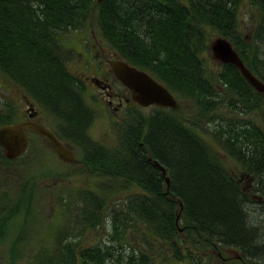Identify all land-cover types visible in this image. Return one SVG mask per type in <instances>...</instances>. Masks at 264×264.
I'll use <instances>...</instances> for the list:
<instances>
[{
	"label": "trees",
	"instance_id": "obj_1",
	"mask_svg": "<svg viewBox=\"0 0 264 264\" xmlns=\"http://www.w3.org/2000/svg\"><path fill=\"white\" fill-rule=\"evenodd\" d=\"M244 2L260 10L253 39L239 27ZM92 18L117 57L149 71L173 94L194 98L203 110H228L211 116L226 120L211 130L225 152L178 114L179 105L155 106L148 114L131 110L117 146L92 137L94 111L67 65L73 51L60 39V31ZM214 31L228 37L264 81V0H0V70L65 123L64 137L81 146L91 170L119 182L117 189L142 188L112 210L116 236L133 226L168 243L177 258L198 260L197 249L221 244L236 248L243 260L264 264L258 258L264 256V233L249 209L264 198V127L241 116L259 107L264 93L232 62L222 63L214 78L206 66ZM9 120L1 116V122ZM226 152L239 169L227 165ZM149 155L166 167L169 186ZM248 180L250 188L243 183ZM84 196V213L95 225L107 198L92 190ZM31 199L23 193L0 216V237L13 213L30 211ZM63 236L56 254L41 255L42 260L104 264L112 256L109 245L80 246ZM124 264H154V259L146 250H132Z\"/></svg>",
	"mask_w": 264,
	"mask_h": 264
},
{
	"label": "rangeland",
	"instance_id": "obj_2",
	"mask_svg": "<svg viewBox=\"0 0 264 264\" xmlns=\"http://www.w3.org/2000/svg\"><path fill=\"white\" fill-rule=\"evenodd\" d=\"M259 18V8L244 2L240 12L241 33L253 39L254 27ZM93 35L101 40L105 48L116 55L101 35L93 18L82 27L60 31L61 42L73 51L67 61L72 72L78 74V72L95 70L86 60L91 56L87 43L91 42ZM216 35L218 34L215 31L212 32L211 39ZM260 47L264 53L262 43ZM206 66L216 78L222 63L212 57L210 50L206 52ZM17 88L21 89L0 70V102L17 104L20 108L21 101L15 100L13 96L18 94ZM84 89L86 101L94 111V117L88 128L89 133L108 146L119 145L124 123L119 121L117 114L106 103L102 88L88 82ZM174 95L180 102L178 114L184 116L219 151L225 152L211 130L219 127L220 123H226V120L224 118L211 120V116L215 112L225 116L228 110L219 107L217 110L206 111L194 98L182 96L177 92H174ZM131 110L148 114L154 110V107L132 106ZM241 116L243 120L251 119L264 127V99L259 107L244 112ZM52 117L49 123L54 126L56 123L53 115ZM71 145L76 157L73 162L61 159L40 138L32 140L26 154L12 160H0V216L7 212L8 207L18 202L20 195L32 194L30 211L22 208L19 212L13 213L6 225L4 224L5 233L0 237V264H52L48 259L42 260L41 255L56 254L60 235L75 241L76 245L80 246L109 245L112 256L104 264H124L128 253L132 250L148 251L154 259V264H255L253 261H247V258L240 259V253L236 248L229 246L223 248L221 244L217 247L212 245L197 249L198 260L188 255L177 258L168 247V243L160 242L150 234H142L133 226H130V229L119 238L112 233V210L114 207L121 208L128 195L139 192L142 188L132 185L126 189H117L119 182L101 175L96 169L91 170L82 159L81 146L74 142ZM223 156L232 170L239 169L236 160L227 152ZM243 183L245 187L250 188L249 180ZM89 190L107 198L100 214L94 216L95 225L89 224L88 217L84 213V206H88L84 194ZM249 209L252 218L259 222L260 230L264 233V200L258 199V202L251 204ZM215 250H220L224 256H227L226 261L220 258ZM258 258L264 262V256Z\"/></svg>",
	"mask_w": 264,
	"mask_h": 264
},
{
	"label": "water",
	"instance_id": "obj_3",
	"mask_svg": "<svg viewBox=\"0 0 264 264\" xmlns=\"http://www.w3.org/2000/svg\"><path fill=\"white\" fill-rule=\"evenodd\" d=\"M100 1V0H98ZM210 52L212 57L221 63H234L248 82L258 91L264 93V81L261 80L245 64L238 50L232 41L224 35H216L210 40ZM110 64L117 78L130 88L135 100L141 105L157 104L162 106H171L177 108L179 100L173 92L149 71L131 64L122 57L110 59ZM32 128L44 134L52 140L53 146L58 156L67 161H75L74 151L64 144L48 127L44 126L39 119L20 120L0 125V144L4 147L5 154L10 158H16L22 155L28 148L29 136L27 129ZM153 164L160 168L161 173L167 183L170 185V176L167 174L166 167L151 155L148 156ZM182 203V202H181Z\"/></svg>",
	"mask_w": 264,
	"mask_h": 264
},
{
	"label": "flooded vegetation",
	"instance_id": "obj_4",
	"mask_svg": "<svg viewBox=\"0 0 264 264\" xmlns=\"http://www.w3.org/2000/svg\"><path fill=\"white\" fill-rule=\"evenodd\" d=\"M87 44H88L87 49L89 50L91 56L87 57L86 60L87 63H89L91 67L93 66V69L95 70H90V72H78V74L75 72L73 73L79 77L83 85V88L86 87V84L88 82L93 83L98 87L102 88L104 92L103 98H105L106 103L113 110V112L117 114L119 121L124 123L127 117L129 116V112L132 106L141 107L144 105H141L135 100L130 88L126 86L124 83H122L113 72L109 61L111 58L117 56L114 55V53L111 52L109 49L105 48L101 40L95 35H93L91 42ZM17 90H18V94L17 95L14 94L13 96H15L14 98L15 100L18 101L19 99L21 101V107L19 108L17 107V104H12L10 102H3V101L0 102V125L9 122H17L20 120L28 119L35 121L39 119L44 126L52 130L53 133L64 144H66L73 150L71 145L73 141L68 140L67 138L64 137L65 135L64 132L67 131V126L65 125V123L62 122L53 113H51L41 101H39L37 98L32 96L30 93L25 92L22 88L21 89L17 88ZM146 106L155 107L159 105L149 104ZM52 115L54 116V121L56 123L54 126L49 123V119L52 117ZM1 116L6 117L7 119L10 120L1 122ZM27 132L29 136V145L27 150L22 155L26 154L29 151L32 144V140L34 138H38V139L40 138L53 150V152H56L52 140L46 137L44 134H40L39 132H37L32 128L27 129ZM2 159L12 160L14 158L8 157L5 154L4 147L0 144V160ZM258 199L260 201L264 200L262 196H259ZM222 247L224 248L225 246ZM215 252L220 258L226 261L225 259L227 258V256H224L220 250L219 251L215 250ZM239 258L241 259V255H239Z\"/></svg>",
	"mask_w": 264,
	"mask_h": 264
}]
</instances>
